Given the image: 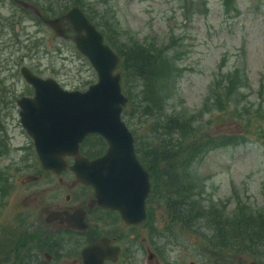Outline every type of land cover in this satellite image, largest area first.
Returning <instances> with one entry per match:
<instances>
[{
  "label": "rangeland",
  "instance_id": "rangeland-1",
  "mask_svg": "<svg viewBox=\"0 0 264 264\" xmlns=\"http://www.w3.org/2000/svg\"><path fill=\"white\" fill-rule=\"evenodd\" d=\"M52 2L63 3L64 9L78 4L98 20L107 10L106 16L121 40L135 38L139 43L168 45V53L172 54L171 77L154 82L160 101L150 116L158 119L178 113L193 115L196 138L201 139L202 134L230 138L236 135L238 141L217 147L209 144L206 151L183 164L179 173L185 191L180 195L188 199L170 194L171 201L176 202L174 207H167L164 198L147 199V218L143 223H127L115 211L97 210L91 214L89 210L85 214L86 196L73 198L79 194L76 188L83 186L72 184L73 172L57 174L41 166L12 98L25 89L19 73L21 65L38 68L41 75L56 78L66 88H85L96 80V71L71 36L57 35L43 21L27 20L26 39L23 32L19 33L22 44L12 37L0 36V264H33L26 262L28 245L38 247L41 253V259L34 264H81L78 248L88 242L89 233L105 234L120 246L114 264H246L257 259L244 249L235 253L229 246L217 253L216 244L221 242L217 237L219 228L237 227L235 222L230 226L223 220L241 218L245 209L264 208V0H235L228 7L223 0ZM235 67L240 71L239 86L228 103L223 96L222 105L218 106L214 97H206L210 81L214 74L216 79ZM140 88L136 82L134 94ZM139 116L148 118L143 113ZM123 119L133 127L129 119ZM131 120L135 127H145L138 119ZM164 133L168 141L161 146L169 148L179 134L174 130ZM99 137L92 135L84 141V153L93 155L106 146ZM154 154L146 152L150 159ZM171 154L168 151L156 155L158 170L169 183L174 178L166 173L164 164ZM191 202L208 215L200 221L185 222L178 214L190 209L182 203ZM78 208L85 210L86 230L67 232L56 220L44 229L39 224L49 210L73 212ZM52 234L53 238L64 236L68 241L72 237L74 243L78 241L76 249L71 247L73 243L65 252L61 247L42 246L47 235L53 240ZM18 243L25 251L23 257L15 248ZM210 251L214 254L210 255ZM224 253L232 256L226 258Z\"/></svg>",
  "mask_w": 264,
  "mask_h": 264
},
{
  "label": "water",
  "instance_id": "water-1",
  "mask_svg": "<svg viewBox=\"0 0 264 264\" xmlns=\"http://www.w3.org/2000/svg\"><path fill=\"white\" fill-rule=\"evenodd\" d=\"M75 30L76 47L89 59L97 79L86 89H66L54 78H42L27 67L21 71L35 87L33 97L18 99L20 121L32 137L42 165L55 171L67 166L65 155L73 154L69 167L76 177L95 188V201L117 209L126 222H140L146 216L145 198L150 192L148 171L134 150L132 132L121 118L128 97L122 92L118 54L104 41L102 32L78 6L65 14ZM62 32L59 19H51ZM101 134L108 145L105 152L88 158L78 152V144L88 133ZM92 203V201H91ZM91 205V204H90ZM83 210L54 212L53 216L83 228ZM102 236L82 248L84 264H102L115 259L119 247ZM247 264H258L252 260Z\"/></svg>",
  "mask_w": 264,
  "mask_h": 264
},
{
  "label": "trees",
  "instance_id": "trees-1",
  "mask_svg": "<svg viewBox=\"0 0 264 264\" xmlns=\"http://www.w3.org/2000/svg\"><path fill=\"white\" fill-rule=\"evenodd\" d=\"M233 1L235 0H223V4L225 7H228L227 5H230ZM86 14L96 26L100 28L105 41L108 42L120 56L119 69L121 72V85L123 91L129 97L122 115L133 124V127H130V129L134 135L136 151L150 173L152 192L148 199L150 200L155 197L164 198L166 199L167 207H174L176 202L171 201L170 194H177V199H188L180 195L185 191V186L182 182L183 179H180L179 173V169L182 165H187L188 161H191L198 155V152L202 150L206 151L207 145L214 144L215 147H217L227 145L231 142L234 143L238 141L237 136L234 135L230 138V136L221 137L218 135L202 134L200 139L196 138L197 131L192 125V121L195 120L193 115L187 117L178 113L169 116H160L158 119L150 116L156 110L154 105L160 101L159 96L153 89L154 82H163L164 78L171 77L172 66L170 64V58H172V54L168 53V45H163V43H160L162 45L139 43L135 38L121 40L116 29L109 21L110 17L106 16L107 10L101 14L100 20L94 18L89 13ZM239 73V69L235 67L234 71L228 70L227 74H221L216 79L214 74L209 84V93L206 97H208V99L214 97L213 99L219 104L218 106H221L224 96V99L227 100L228 103L233 96L231 93L235 92L236 88L239 86ZM136 82L140 84L141 88L138 93L135 92L134 94L133 88L136 87ZM168 97L169 95L165 96L166 102ZM139 113L148 115V118L139 116ZM133 118L138 119L139 123L143 122L145 127H135L134 122L131 120ZM159 129L160 132H158ZM171 130L179 134L178 137L173 139L175 143L170 145L169 148H166L165 145L161 146V144L168 141V138H166L167 135L164 132H170ZM99 138L102 139V137ZM146 145H149L151 149L150 147H146ZM100 150L95 152H100ZM147 151L155 152L152 159L147 157ZM168 151L173 152V154L168 156V161L164 164V168L166 173L174 178V180L170 179V183L167 181L168 179L162 178V173L159 172L156 162V155H161ZM87 153L90 154L89 151ZM171 184L172 186H170ZM182 204L190 208L188 212L178 214L185 222L200 221L205 215H208L206 210L200 207L196 208L194 202ZM263 209V207L257 211L245 209L243 217L232 220L226 218V220H223L226 222L228 221L230 226H233V222H235L237 227L231 230H228V226L218 229L217 237L221 239V242L216 244V246H219L217 248V253L221 248L227 246L233 247L235 253L244 249V251L256 256L260 264H264V257H261L264 256V212H261ZM194 210L195 213H193ZM19 237H21V235L16 238ZM20 245V243L16 244L15 248L18 250L20 257H23L25 251ZM61 248L63 249V245ZM53 249L55 248L53 247ZM210 249L212 250V248ZM213 251H210V255L214 254ZM32 255L29 245L26 246V262L33 264L38 263L40 258H33ZM223 255L226 258L232 256L231 253H224ZM219 257L220 256H218V258ZM218 263H220L219 260Z\"/></svg>",
  "mask_w": 264,
  "mask_h": 264
},
{
  "label": "flooded vegetation",
  "instance_id": "flooded-vegetation-1",
  "mask_svg": "<svg viewBox=\"0 0 264 264\" xmlns=\"http://www.w3.org/2000/svg\"><path fill=\"white\" fill-rule=\"evenodd\" d=\"M50 1H51V3L49 2V3H46L47 5H45L44 3L41 4L37 0H0V36L12 37L11 39H15L17 42L22 44V42H20L19 38H21V35H23L24 39H26V36L28 35V33L26 32V21L29 19H32L37 23L41 22V21L45 22L47 25H49L54 30V32L57 35H60L62 37L71 36V38L73 40L75 30L72 28L71 22L68 21L67 18H65V14L72 6H74L76 4L72 3L69 7L64 9L63 3L62 4L58 3L56 5H53L52 0H50ZM51 19H54V20L59 19V24H60L62 32L56 31L55 27L50 22ZM36 27L38 28V26H36ZM21 32H23V34L20 35L19 33H21ZM20 67L22 68L25 66L21 65ZM20 67H19V73L23 77V80L25 81L26 85H25V89L23 90L22 93H20L15 98H12L13 102H15V104H16L18 116H19V110L21 108L17 103L18 99L22 96L23 97L24 96L25 97H31L34 94V85L31 84L30 82L26 81V79L24 78V76L22 74ZM28 68H30V70L32 72H34L35 74H38L41 76V73L38 71V68L33 67V66H30ZM42 76H44V75H42ZM9 102H10V100H9ZM24 107H26V101L24 102ZM90 157H94V156H90ZM67 159L72 160V157L69 156V157H67ZM48 170H50V169H48ZM65 171L72 172V170H70L69 168H66ZM54 173H56V172H54ZM73 177L75 178V180L72 181V184L75 185V183H78V184L82 185L84 188V189L80 188V187L76 188V190L79 192V194H77L78 197H73V198H76V199L78 198L77 200H79L81 197L86 196V198L84 199L85 205H86L85 214L89 210L91 211V214H93V212H95L97 210L115 211L113 209L105 208L102 205L95 203V202L92 204V206H90L88 208V204L91 202V200H93L91 198L95 196V190L92 186L83 184L82 182L77 180L75 177V174ZM66 198H68V195L66 196ZM82 206H83V204H82ZM78 209H82V208H78ZM78 209H76V210H78ZM76 210H74V211H76ZM51 211L49 210L48 213L43 217L44 222L39 223L42 226V228L44 229L47 226L46 225L47 223L56 220L60 225L65 226L66 229L68 231H70L71 227L67 224L66 221H62L60 218H55V219L50 220V218L53 216ZM64 212H66V211H64ZM117 214L119 215V213H117ZM58 227H56V228L60 229ZM75 230H78V229H75ZM31 232L32 231H29V233H31ZM101 235H103V234H99V235L94 236L93 234L89 233L88 242L93 241L94 239L98 238ZM50 237H51V235H47L46 238H48V239L47 240L45 239L46 241L42 242V246H44L45 248L46 247H51V248L54 247L56 249L58 247H62V245L68 246V244L69 243L71 244L73 241L72 237H71L70 241H68L66 237H63L64 239L57 240L56 238H53L54 237L53 234H52L53 240L50 241L49 240ZM75 242L78 245V241H75ZM39 253H40L39 248L36 246H33L32 247V254H33L32 257L34 258L36 255H39ZM116 261L117 260L109 261V262L114 264V262H116ZM109 262L107 260H105V263H103V264H110Z\"/></svg>",
  "mask_w": 264,
  "mask_h": 264
}]
</instances>
